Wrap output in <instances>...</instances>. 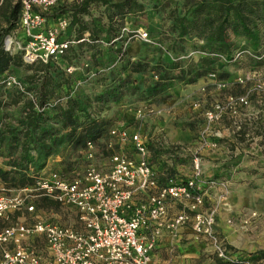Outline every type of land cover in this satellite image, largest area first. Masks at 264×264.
Segmentation results:
<instances>
[{
    "label": "rangeland",
    "instance_id": "obj_1",
    "mask_svg": "<svg viewBox=\"0 0 264 264\" xmlns=\"http://www.w3.org/2000/svg\"><path fill=\"white\" fill-rule=\"evenodd\" d=\"M136 1L142 5L141 10L120 18L114 16L111 23L107 21L110 9L99 4H91L88 13L81 16L88 28L97 27L101 52L91 49L88 42L76 44L69 59H64L62 69L57 66L47 73L52 79L45 85L49 92L47 100L50 107L53 106L49 111L54 108L61 113L70 98L75 103L76 125L89 119L104 125L101 141L107 140L106 130L117 124L128 130L137 129L149 145L156 172L165 173L167 170L184 177L190 168L189 153L185 151L172 156L161 140L191 147L203 128V109L213 102L224 104L227 96L244 95L245 105L233 103L234 112L224 110L221 120L212 126L221 136L215 140L216 146L198 150L202 170L199 184L205 190L201 208L213 210L216 230L227 246L243 255L264 250V64L248 57L251 54L248 39L234 33H229L233 46L243 50L238 58L225 62L217 58L202 60L200 56L205 52L193 46L202 44L200 37L184 35L188 41L182 42L176 38L177 20L188 11L183 0ZM14 2L0 0V30L9 26L3 14L8 4ZM48 22L54 24L51 19ZM138 29L146 31L150 42L140 41L132 35ZM254 33L263 39L264 26L258 25ZM17 39L24 41L21 30H18ZM168 63L175 64L174 69L167 71L168 77L172 78H164L167 81H160L157 85L156 75L164 73V65ZM37 67L21 62L9 66L8 70L35 91L40 88L42 74ZM66 67L71 70L66 71ZM210 72L214 73L213 78L208 77ZM181 73L182 77H179ZM63 75L71 79L67 92L57 84ZM262 81L260 89L253 87L255 82L261 84ZM115 91L116 95H109ZM58 96L60 103L57 104L55 98ZM25 101L8 93L0 106L6 114L0 113V166L15 163L16 168V162L25 153L18 141L24 132L25 116L20 110L25 107ZM193 101L198 103L196 107L192 106ZM61 121L60 117L50 113L42 120L43 125L56 124L58 127ZM68 128H60L57 136L64 138ZM240 130L244 132L242 137ZM126 146L123 143L115 145L114 149L126 150ZM94 150L93 162L106 165L110 151L102 142H97ZM29 151L34 161H25L28 173L56 171L64 164L79 166L77 171H80L84 165L79 162L78 152L72 146L53 148L47 157L36 154L33 149ZM37 207L60 221L67 220L55 204L39 201ZM180 208L173 205L170 212ZM18 215L12 213L10 219L15 220ZM205 249L198 259L188 264H223L207 247ZM176 254V251L167 253L161 256V260ZM173 260L166 264H176ZM248 264H264V257Z\"/></svg>",
    "mask_w": 264,
    "mask_h": 264
},
{
    "label": "built area",
    "instance_id": "obj_2",
    "mask_svg": "<svg viewBox=\"0 0 264 264\" xmlns=\"http://www.w3.org/2000/svg\"><path fill=\"white\" fill-rule=\"evenodd\" d=\"M16 1L17 21L2 39L3 50L19 52L25 64H44L63 55L74 42L64 37L68 18H57L51 25L45 14L57 3L71 0ZM18 30L23 33V42L17 39ZM132 35L150 42L144 30H135ZM242 52L235 49L228 56L208 55L225 62L235 60ZM252 57L264 64V49ZM208 77L213 78L214 73H208ZM0 84L23 89L12 74L2 78ZM262 84L255 82L253 87L260 89ZM233 103L245 105L247 100L244 95L227 96L224 104L213 102L202 110L203 128L191 147L161 140L172 156L189 153L190 168L184 177L180 173L158 174L139 130L117 124L108 129L106 141L98 140L110 151L106 165L93 162L96 143L86 141L80 171L68 175L55 170L42 172L33 176L30 186L15 190L0 186V264H150L157 241L168 236L167 251L174 253L177 235L184 228L190 239L202 243L216 259H234L216 230L213 210L201 208L205 190L199 184L202 170L198 155L199 148L216 146L215 140L221 136L212 126L221 120L224 110L234 112ZM197 104L192 102L193 107ZM136 113L139 115V110ZM123 143L126 150L114 149ZM39 201L57 205L67 220L42 212L37 207ZM173 205L181 208L170 212ZM12 213L19 214L17 219H10Z\"/></svg>",
    "mask_w": 264,
    "mask_h": 264
},
{
    "label": "trees",
    "instance_id": "obj_3",
    "mask_svg": "<svg viewBox=\"0 0 264 264\" xmlns=\"http://www.w3.org/2000/svg\"><path fill=\"white\" fill-rule=\"evenodd\" d=\"M183 2L188 11L186 15L183 14L177 20L178 32L176 38L182 42L185 40L188 41L184 35L195 34L197 37H200L202 44H193V46L205 52L200 56L202 60L210 61L214 58L208 54H224L226 56L231 54L236 48L233 46L234 44L230 39L229 33H234L248 39L251 46V54L248 57L251 59H254L252 55H258L264 49V38L262 39L260 35L254 33L258 25L264 26V0H183ZM91 4H99L110 9V13L107 16L109 23H111L114 16L120 18L124 14L134 13L142 9V5L136 0H71L57 3L46 12V17L51 19L52 22L60 17L68 18L64 37L74 42L63 55L53 61H48L44 64L39 62L32 63L38 65L37 68H40V72L42 73L39 89L32 90L26 83L17 78V76L16 78L22 84V90L14 87H4L3 84H0V106L3 105V101H5L8 93L26 100L25 107L20 110L25 116L24 132L18 140L19 145L25 153H22L19 162H16V168L15 163L14 165L3 163L0 166V184L3 185L4 189L12 188L15 190L31 185L33 176L38 172L28 173L24 167L25 161H32V163L34 161L33 156L30 154V149H33L36 154L40 153L42 157H47L52 154L53 148L64 147L65 145L72 146L78 152L79 162H83L81 150L84 147V143L86 141L97 143L104 133L105 127L98 120L89 119L86 123L76 125V120L74 119L75 108H73L75 103L70 98L66 100V107L61 113L54 108H52V111H49V108L53 106L50 107V103L46 97V94L49 92L45 89V85L52 81L47 73L50 74V70L56 69L57 66L62 69L64 59H69V55L73 52L76 44L80 45L81 43L88 42L91 49H94L96 52H101L99 38L97 37V33L99 32L97 27L92 25L91 28H88L87 24L81 20V16L88 13ZM18 12L19 4L15 0L13 4H8V9L3 14L4 20L9 26L0 30V80L7 74H11L8 70L9 66H17L22 62L19 52L10 54L2 48V39L14 28ZM108 27L109 25H107ZM80 39L83 40L78 41ZM254 60L263 63L261 59ZM32 64L25 65L29 66ZM174 65V63L164 65V73L156 75L157 85L160 81H167L172 78L168 77L167 71L174 69ZM179 77H182V73ZM164 78L167 80H163ZM70 82V77L63 75L57 84L64 92H67ZM115 89H117L116 86ZM27 94L31 97H26ZM113 94L116 95L117 92L109 93L110 96H113ZM55 101L58 104L59 96L55 98ZM0 109L3 108L0 107ZM4 111L5 109H3V112H0L3 116L6 115ZM47 113L55 117H60L62 120L61 126L58 127L56 124L43 125L42 120L48 115ZM66 126L69 127V130L66 132L64 138L58 137L57 134L60 128ZM77 127H79L78 130L76 129ZM243 133V130L239 131L241 137ZM108 138L109 136L107 135ZM147 147H149L148 144ZM151 158L152 156L150 155L152 162ZM78 167H72V164H64L59 166L56 171L63 174L66 172L68 175L72 171H77ZM154 170L158 171L156 168ZM165 173L166 175H171L167 170ZM228 248L234 253V259L231 261H221L223 264H241L244 261L249 262L264 257V250L249 252L243 255L241 252L229 246Z\"/></svg>",
    "mask_w": 264,
    "mask_h": 264
},
{
    "label": "crops",
    "instance_id": "obj_4",
    "mask_svg": "<svg viewBox=\"0 0 264 264\" xmlns=\"http://www.w3.org/2000/svg\"><path fill=\"white\" fill-rule=\"evenodd\" d=\"M173 137V136H172ZM170 138V137H169ZM169 242L168 236H162L156 243L154 250L151 253L150 264H166L168 261H175L176 264H188L189 262L198 259V257L205 251V246L202 243H197L190 239L189 234L185 230H181L177 235L175 241L176 245V255L174 257H169L161 260L162 255H167V245ZM251 246V245H250ZM254 248L255 246H251Z\"/></svg>",
    "mask_w": 264,
    "mask_h": 264
}]
</instances>
